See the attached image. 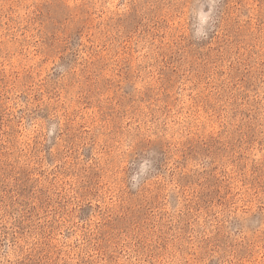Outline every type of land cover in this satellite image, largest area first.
Masks as SVG:
<instances>
[{"label":"rangeland","instance_id":"374dc122","mask_svg":"<svg viewBox=\"0 0 264 264\" xmlns=\"http://www.w3.org/2000/svg\"><path fill=\"white\" fill-rule=\"evenodd\" d=\"M0 264H264V0H0Z\"/></svg>","mask_w":264,"mask_h":264},{"label":"clouds","instance_id":"9594fccd","mask_svg":"<svg viewBox=\"0 0 264 264\" xmlns=\"http://www.w3.org/2000/svg\"><path fill=\"white\" fill-rule=\"evenodd\" d=\"M209 17L207 15H201L200 16V22L201 25L207 24ZM200 36H206V33H204L203 28H201V30L197 33V38H199ZM135 177H133V181H135Z\"/></svg>","mask_w":264,"mask_h":264}]
</instances>
